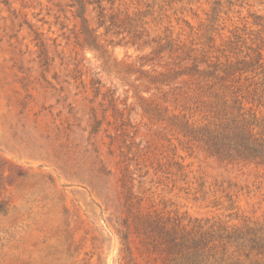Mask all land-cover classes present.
<instances>
[{"label": "rangeland", "instance_id": "1", "mask_svg": "<svg viewBox=\"0 0 264 264\" xmlns=\"http://www.w3.org/2000/svg\"><path fill=\"white\" fill-rule=\"evenodd\" d=\"M211 1L103 0L145 22L148 44L107 34L93 49L67 0H0V264H162L132 228L136 209L190 225L264 221L263 167L221 162L146 112L153 100L164 118L205 114L189 84H151L141 56L157 72L186 54L223 61L248 47L264 60V0L223 4L207 30ZM166 40L173 51L157 52ZM255 73L243 89L264 88ZM247 106L264 114L256 100Z\"/></svg>", "mask_w": 264, "mask_h": 264}, {"label": "trees", "instance_id": "2", "mask_svg": "<svg viewBox=\"0 0 264 264\" xmlns=\"http://www.w3.org/2000/svg\"><path fill=\"white\" fill-rule=\"evenodd\" d=\"M167 1L191 3L199 0ZM223 4L231 5L232 0L211 1L207 13V30L212 29ZM65 5L71 8L75 17L80 18L79 34L88 47L103 48L99 41L103 39L102 35L107 34L120 35L119 41L127 38L125 42L131 45L148 44L147 39L143 38L148 37L145 22H141L135 15L120 16L119 13L109 12L110 8L103 5V0H67ZM92 13L94 15L89 18L87 15ZM254 18V23L258 24L256 21L259 17ZM93 19L96 25L92 27L90 20ZM100 27L104 28L103 33L97 32ZM235 38L238 41L240 36L235 35ZM151 41L159 43L154 39ZM233 42L227 41L230 52ZM171 45L172 42L166 40L165 45L158 44L157 52H171ZM180 48L181 46H177L175 50ZM248 49L250 52L241 58L233 59V56L226 54L223 61L217 56L215 61L203 56L197 60L196 56L186 54L176 61L175 68H164L158 72L152 62L153 58L141 56L140 59L144 62L140 65L150 66L141 73L153 72L148 79L151 84L168 86L180 79L177 83L189 84L187 92L191 91L200 97L205 112L201 122L190 121L183 114L175 113L164 118L161 117V107L151 100L146 109L147 114L158 121L166 120L182 135L185 144L199 147L221 162L252 163L264 168V114L259 115L251 106H247L255 100L258 105L264 106V88L258 92L254 87L250 91L251 84L244 89L240 84L243 75L245 81L248 79V72L264 76V60L258 47ZM197 108L199 107L196 106ZM163 110L166 111L167 108L164 107ZM18 175L22 173L18 172ZM125 198L128 205L133 206L129 193ZM6 210L5 202L1 200L0 212ZM189 222L185 224L178 218L164 217L159 213H143L139 209H136L131 220L134 232L142 235L153 250L163 255L162 264H264V221L237 227L215 223L205 226V223L197 220L190 225ZM129 225L125 218L123 226L129 228ZM122 236L125 238L124 234Z\"/></svg>", "mask_w": 264, "mask_h": 264}]
</instances>
